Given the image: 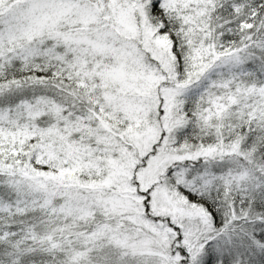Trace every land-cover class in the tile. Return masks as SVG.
Here are the masks:
<instances>
[{"label":"snow or ice","instance_id":"6c2138e0","mask_svg":"<svg viewBox=\"0 0 264 264\" xmlns=\"http://www.w3.org/2000/svg\"><path fill=\"white\" fill-rule=\"evenodd\" d=\"M0 264H264V0H0Z\"/></svg>","mask_w":264,"mask_h":264}]
</instances>
